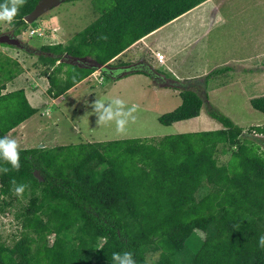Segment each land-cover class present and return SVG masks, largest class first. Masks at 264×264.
I'll return each instance as SVG.
<instances>
[{
	"label": "trees",
	"instance_id": "16d2710c",
	"mask_svg": "<svg viewBox=\"0 0 264 264\" xmlns=\"http://www.w3.org/2000/svg\"><path fill=\"white\" fill-rule=\"evenodd\" d=\"M40 1L26 0L19 9L11 22L15 37L27 31L24 18ZM206 1L114 0L67 43L39 49V60L54 67L43 72L48 95L57 99L103 68V74L112 75L113 62L135 43ZM1 54L0 106L8 102L9 120L3 123L0 115L3 137L38 111L24 90L4 93L18 76V62ZM86 59L94 65L80 61ZM140 73L153 80L162 75L149 69ZM130 74L136 72L125 76ZM175 83L182 104L159 118L162 125L197 118L206 104L208 115L223 128L147 141L20 149L19 171L0 161L10 169L0 173L3 206L18 199L12 179L27 185L23 196L30 197L19 215L22 238L12 247L0 240V264H112V253L125 251L137 264L154 252L159 253L155 264H183L178 258L184 254L188 264H264V248L258 245L264 235V150L209 105L207 93L191 90L188 82ZM251 105L264 114V97ZM249 131L262 136L264 144V127ZM220 146L233 149L224 165L216 158Z\"/></svg>",
	"mask_w": 264,
	"mask_h": 264
},
{
	"label": "rangeland",
	"instance_id": "374dc122",
	"mask_svg": "<svg viewBox=\"0 0 264 264\" xmlns=\"http://www.w3.org/2000/svg\"><path fill=\"white\" fill-rule=\"evenodd\" d=\"M222 1L225 0H219V2ZM244 1L251 4L258 0ZM113 5L114 0L63 2L43 15L35 24L28 25L27 31H22L18 36V39L26 44L28 49L22 50L9 45H0L3 57L8 56L10 59L18 60V66H14V70L19 78L16 79L9 89H23L31 92L28 93V101L38 111L33 117L24 122H27L24 126V123H22L19 128L8 134L18 141L21 150L33 148L53 149L62 146L109 143L133 139L147 141L151 138L161 139L174 134L217 131L223 128L220 123L208 115L206 104L197 119L201 116L209 117L211 123H208V128L203 127L206 125L205 123H202L199 129L195 128V126L193 128L189 126L191 121L178 124L177 126L180 130L175 125H162L159 122V118L174 111L182 104V99L179 95L180 91L176 89L177 92L174 94L172 90L175 89L172 85H179L175 82H188L191 90H197L200 94L207 93L209 105L218 109L219 112L229 117L236 125L242 127L247 133L246 137L250 141L261 145L262 150H264V144L260 142L262 136L249 131L252 127H264V114L255 110L251 105L252 99L264 97V77L260 78L262 76V73H260L262 64L258 66L257 62L252 64L231 63L232 65L216 67L211 73L206 74V77L208 74L210 76L208 79L204 78L206 81L205 87L204 79L186 81L180 76L195 74V72L187 71L186 67L182 68L183 73H179L176 69L173 71H165L163 68L158 69L157 71L161 72L162 75H156V80H152L153 85L145 87L142 84L138 85L129 81L121 82V84L116 83V79H112V76L103 74L101 70H98L80 88L74 87L67 94L57 99L50 97L47 93L50 87L49 80L46 75H43V72H52L54 67H50L39 60V56L42 55L39 49L44 45L67 43L76 34L94 22L104 9L111 8ZM256 7L255 5L254 11L257 10ZM226 10V7L222 8L223 13H226ZM54 18L58 19L59 22L60 28L55 31L59 38L52 36V21H54ZM32 29L43 30L45 36L39 37L38 34L31 36L30 31ZM13 31L14 28L11 23L0 22V35L12 34ZM223 36L220 39L224 42L227 35ZM209 45H211V48L208 47L205 51L209 53L210 60L215 61V57L220 54L212 49L223 50V46L217 45L214 48L213 44ZM226 53L227 51H224L220 57L222 58ZM208 58L207 55H203L195 58L187 56L185 59L188 60V63L194 60L202 64V61L204 59L209 60ZM71 61L73 62L72 59ZM118 61L115 62V65ZM85 63L88 66L94 65V61L90 59H86ZM125 67L123 66V70ZM110 68H115V66ZM123 70L121 72L115 71V78L117 76L118 82L131 72ZM153 72L155 74V71ZM193 82H197V84L192 85ZM199 82L202 84H199ZM115 97L123 99L127 108H130L133 104L138 105V110L134 113L135 122L129 121L123 134L116 132L114 122L98 127L97 117L91 115L94 110L90 105L97 98L107 103ZM7 103L3 100L2 106H0V115L5 117L2 121L3 123L9 122L6 118L8 114ZM232 153L233 149L231 147L226 146L224 148L220 146L216 157L219 164H226L230 160ZM36 175L41 178L40 172H37ZM207 191L208 189L205 190V192ZM197 195L200 196L198 193ZM29 198V196H19L9 207L3 206L0 199V240L3 244L12 247L22 238L25 230L22 228L19 215L26 207ZM71 234L73 237L76 236L75 231H72ZM54 239L55 237L53 236L49 238L50 245H52ZM103 242V240L100 241V243ZM158 258L159 253L154 252L149 254L147 260L150 261V264H155ZM187 258V254H184L178 258V261L179 263L188 264Z\"/></svg>",
	"mask_w": 264,
	"mask_h": 264
},
{
	"label": "crops",
	"instance_id": "0c3cea01",
	"mask_svg": "<svg viewBox=\"0 0 264 264\" xmlns=\"http://www.w3.org/2000/svg\"><path fill=\"white\" fill-rule=\"evenodd\" d=\"M255 5L257 6V10L254 11ZM223 7H226V13H223ZM52 23V36L59 38L57 33H55L60 28L58 19L54 18ZM41 31L44 32L43 30ZM223 35H227L224 42L220 39L224 37ZM209 44H213L214 48L217 45L223 46V50L212 49L214 52L220 54L215 57V61L210 60L209 53L205 51L208 47L211 48ZM224 51H227V53L221 58L220 56L223 55ZM0 53H2L1 49ZM158 54H161L162 57L159 58ZM203 55H207L209 60L204 59L202 64L194 60H190L191 62L188 63V60L185 59L187 56L195 58ZM14 60L18 62L17 59ZM117 60H119L117 63V67L119 68H110L112 71L121 72L123 66H126L123 71L128 70L131 71L130 73L136 72V74L124 76V79L121 78L122 80L120 79L119 82L117 80L118 78H116V83L121 84V82L129 81L131 83H137L138 85L142 84L143 87L147 85L152 86L153 79L140 72H146L148 69L156 71L161 68L165 71H173L176 69L179 73H183L182 68L186 67L187 71L195 72V74L180 76L186 81H191L190 79H204L206 74L211 73L216 67L232 65L231 63L252 64L257 62L258 66L262 64L260 72L262 73L260 78H262L264 77V1L258 0L250 4L244 0H225L222 2H219V0H208L173 22L144 37L119 56L115 62ZM80 61L85 62L86 60ZM212 61L214 62L213 64ZM115 62H113L114 66ZM101 73L103 72L101 71ZM111 76L112 79H115L114 74ZM18 78L19 76H16L11 82L7 83V89L4 93L18 91V89H9ZM87 81L88 78L76 87L80 88ZM196 84L197 82L192 83V85ZM199 84L201 83L199 82ZM172 90L174 94L177 92L176 89ZM24 92L27 100H29L27 96L31 92L27 90H24ZM35 109L37 108L35 107ZM206 117L201 116L198 119L194 118V120L177 122L173 126L175 125L180 130L177 126L178 124L191 121L189 126L193 128L194 126L198 129L201 128L202 123L206 124L203 126L204 128H208V123H211V120L209 117L205 119Z\"/></svg>",
	"mask_w": 264,
	"mask_h": 264
},
{
	"label": "clouds",
	"instance_id": "9594fccd",
	"mask_svg": "<svg viewBox=\"0 0 264 264\" xmlns=\"http://www.w3.org/2000/svg\"><path fill=\"white\" fill-rule=\"evenodd\" d=\"M25 3L26 0H3L0 3V22L11 23ZM100 38L107 39L106 36H101ZM90 107L94 110L91 115L97 117L98 127L114 122L115 130L119 134H123L126 131L129 121L135 122L134 113L138 110V105L136 104L127 108L125 101L119 97H115L107 103L97 98ZM0 161L9 164L11 169L16 171L20 169V146L18 141L10 135L0 137ZM9 171L8 167H0V173L8 174ZM10 184L12 185L11 190L18 197L22 196L27 188V185L17 183L15 179H12ZM258 245L260 248H264V235L259 236ZM111 261L112 264H137L134 254L128 251L113 252ZM145 264H150V261L146 259Z\"/></svg>",
	"mask_w": 264,
	"mask_h": 264
},
{
	"label": "water",
	"instance_id": "95a60500",
	"mask_svg": "<svg viewBox=\"0 0 264 264\" xmlns=\"http://www.w3.org/2000/svg\"><path fill=\"white\" fill-rule=\"evenodd\" d=\"M65 1L66 0H41L34 11L30 15L26 16L24 20L28 25H32L51 9L57 7L59 4ZM0 45H9L22 50L27 48V46L21 40L11 34L0 35ZM101 71L107 72V69L103 68Z\"/></svg>",
	"mask_w": 264,
	"mask_h": 264
},
{
	"label": "built area",
	"instance_id": "2783aa9c",
	"mask_svg": "<svg viewBox=\"0 0 264 264\" xmlns=\"http://www.w3.org/2000/svg\"><path fill=\"white\" fill-rule=\"evenodd\" d=\"M36 34H38L39 37H43V36H44V32H42L41 30H39V31H37V30H32V31L30 32V35H31V36L36 35ZM158 57L161 58V57H162L161 54H158Z\"/></svg>",
	"mask_w": 264,
	"mask_h": 264
},
{
	"label": "flooded vegetation",
	"instance_id": "af4514ba",
	"mask_svg": "<svg viewBox=\"0 0 264 264\" xmlns=\"http://www.w3.org/2000/svg\"><path fill=\"white\" fill-rule=\"evenodd\" d=\"M11 35H13V34H11ZM14 36V35H13ZM114 73H115V71H113Z\"/></svg>",
	"mask_w": 264,
	"mask_h": 264
}]
</instances>
